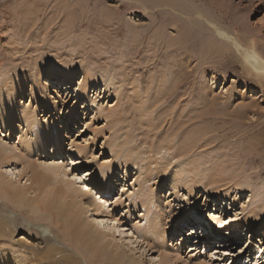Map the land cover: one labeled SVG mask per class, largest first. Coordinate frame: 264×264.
<instances>
[{"label": "rangeland", "instance_id": "obj_1", "mask_svg": "<svg viewBox=\"0 0 264 264\" xmlns=\"http://www.w3.org/2000/svg\"><path fill=\"white\" fill-rule=\"evenodd\" d=\"M216 30L264 61V0H0V78L10 89L20 73L28 79L3 104L13 123L0 124V143L24 162L13 160L8 176L13 170L17 187L47 191L35 173L39 156L26 148L54 131L57 144L46 139L43 161L63 167L53 189L73 184L89 193L77 202L90 220H105L112 246L137 264H159L160 250L174 255L172 264H264V76ZM10 36L23 44L15 54ZM35 66L79 71L67 85L60 76L33 77ZM84 66L103 77L79 94ZM136 81L149 107L163 99L150 124L133 103ZM97 171L109 173L106 186L92 182ZM175 176L184 181L173 190ZM12 202L0 195L1 264H108L47 215ZM13 218L23 227L10 229L5 219ZM158 222L170 231L160 242Z\"/></svg>", "mask_w": 264, "mask_h": 264}, {"label": "bare ground", "instance_id": "obj_2", "mask_svg": "<svg viewBox=\"0 0 264 264\" xmlns=\"http://www.w3.org/2000/svg\"><path fill=\"white\" fill-rule=\"evenodd\" d=\"M35 6V4H34ZM36 11L38 10L36 7H34ZM39 12V10H38ZM34 15L37 16V14L34 13ZM32 24L29 25L28 30L32 28L33 23L35 22V19H31ZM10 29V28H9ZM217 36L224 42H229L234 45V47L237 49V51L242 55L243 61L246 63V65L250 68L251 71L256 73L257 76L263 75L264 76V61L257 56L256 52L254 51L253 47H250L247 49L243 45H241L238 41L235 39L231 38L224 32L220 30H216ZM2 42V38L0 37V43ZM8 42V49L9 51L13 52L14 54L19 52L20 49L23 47V44L18 41V39L15 36H10L7 39ZM174 45V44H173ZM52 66V65H51ZM49 68V67H48ZM81 68V67H80ZM263 69V70H262ZM58 70V69H57ZM79 69H69L68 71H65V69H61L58 71H54L53 68L46 69L44 67H39L35 66L32 69V74L33 77H36L37 79L41 77V74L49 76L51 80L55 79L56 76H60L61 79L68 84L73 83V79L75 75H77V72ZM263 71V73H261ZM36 72V73H35ZM81 75L83 76V81L81 82L79 86V94L88 92L90 88L98 86L102 81L100 80L103 77V74L95 71L91 66L87 67H82L81 68ZM133 78V77H132ZM137 78V77H136ZM135 78V80H137ZM28 79L23 75V73H20L18 75V85L13 84L11 89L8 86V81L6 78H0V95L2 98L5 96L6 101H0V124H2L5 127L11 126L13 123L12 113L10 110H7L5 112V107H3V104L6 102H9L13 99V95L17 93V91H23V85L26 84V81ZM131 80V78H130ZM107 81V80H106ZM112 81V80H110ZM134 81V78H133ZM139 81H136L132 85V95L135 96V105L137 106L138 113L139 115L144 119L145 124L147 123H152V120L149 116L154 110V108L163 100H156L155 103L152 107L148 106V97L146 93L147 90H142L139 83ZM162 80L157 82L156 86V93L159 91L161 88ZM137 83V84H136ZM152 84V83H151ZM106 89L109 87V83H105ZM63 86V85H62ZM163 87V86H162ZM158 90V91H157ZM161 91V90H160ZM8 93H11L8 95ZM115 96L117 95V91H115ZM157 95V94H156ZM118 96V95H117ZM155 97V96H154ZM153 97V98H154ZM153 100V99H152ZM92 102V101H91ZM3 110V111H1ZM14 116V115H13ZM147 117V118H145ZM32 120L31 116H25L24 121L29 125V127H32ZM157 122V121H155ZM34 123V122H33ZM36 128V126L34 127ZM33 128V129H34ZM34 131V130H33ZM48 137H53L55 144H57L58 141V136L55 134L53 131L52 133L49 132L47 133H42L40 136L36 138L35 144H29L27 145L26 152L28 151V154L33 155V154H38L39 160H36L35 168L38 176L43 182H47V184H44L45 189L47 191L38 193L35 189H33L31 186H25V187H17L16 182L10 178V176L13 177L15 174L13 170L9 171V176L8 172L6 171L7 168H9L10 163L13 160L18 161L19 164H24L23 159H20L16 155L11 156L13 153V150H11L8 147L3 146L0 143V195L2 196H7L10 199L13 200V204L15 207H17L19 210L26 208H30L34 214H37L38 212H41L42 214H45L48 216L46 219L49 222H52V224L59 226L61 230L66 234L68 240H74L76 244H80L81 246L84 247V249L87 251V255H90L92 258H94L96 261H105L108 264H137V261L131 257H128L123 251H119L117 248L118 247H113L112 246V241L110 240V236L112 237V234H106L104 230L101 229L102 224L104 225L105 220L103 218H98V219H92L90 220L87 215L86 211L80 206V204L77 202V199L83 198L84 196H88L89 193H83L81 192L80 189L75 188L73 184H66L65 185V191L59 190V193L55 188L52 180L58 179L62 174H63V167L61 165H58L57 163H52L50 165H45L43 164L45 161V157H47L45 153V148H46V139ZM189 147L193 145V140L189 141ZM133 152V151H132ZM41 154L43 157L41 158ZM133 154V153H132ZM130 157V156H129ZM20 159V160H19ZM126 160H129L127 158ZM25 161V159H24ZM38 161V163H37ZM4 168L6 170H4ZM23 169L21 171H17L18 173L23 172ZM41 171V173H40ZM43 172V173H42ZM182 173H191L189 170H186V168H182L181 170ZM98 173L97 176H92L93 178V183L96 184V186H106L109 173L107 171H97ZM21 176V174H20ZM174 180V184L172 186L173 190H176L178 188L179 183H182L184 181V177H176ZM52 181V182H51ZM56 181V180H55ZM206 181V180H205ZM58 182V180H57ZM19 183V182H18ZM51 183V184H49ZM49 184V185H48ZM33 185V183H32ZM52 185L54 186L52 187ZM54 188V189H53ZM44 189V188H43ZM44 189V190H45ZM55 191L57 193H55ZM54 193V194H53ZM57 194V195H55ZM85 194V195H84ZM217 199V198H215ZM80 200V199H79ZM154 200V197H153ZM147 201V200H146ZM147 203V202H146ZM145 203V204H146ZM151 204V203H150ZM88 208H91L92 206L94 209L99 212V209L97 205H95V202H89ZM107 207H103L102 209L105 210L103 214L106 217L108 215V209ZM96 214V213H95ZM87 216V217H86ZM94 216V215H93ZM96 216V215H95ZM92 217V216H91ZM97 217V216H96ZM102 219V220H99ZM1 220V219H0ZM9 222H11L10 229H18L17 226L23 227L20 223H18L16 218H13L12 220L10 219H5ZM176 222L182 221L179 219H176ZM2 221V220H1ZM106 222H110L111 225H113L112 228H117L116 222L113 220H106ZM17 225V226H16ZM157 231L154 232L155 241L159 240V242L164 238L167 233H170L167 229L163 228V224L158 222L157 223ZM182 226H184L182 224ZM104 227H106L104 225ZM133 228V227H132ZM136 228V226L134 227ZM216 228V227H215ZM29 229V228H28ZM31 229V228H30ZM137 230V229H136ZM31 232L33 229L30 230ZM175 232V230H172ZM181 231V230H179ZM138 232V230H137ZM142 232V230H141ZM146 232V231H145ZM144 232V233H145ZM143 233V234H144ZM139 234H141L139 232ZM151 234V233H149ZM173 234V232L171 233ZM30 240L31 239L30 235L26 236ZM144 240V239H143ZM152 240V239H151ZM35 241V240H34ZM45 242H49V239L45 240ZM221 245V243H220ZM223 247V246H222ZM40 248V247H39ZM18 252L20 256L25 257L26 255L29 254V252L34 251L31 250L32 246H29L26 251H24L22 248H18ZM31 250V251H30ZM160 250V249H159ZM160 263L159 264H172L174 262L173 256L169 252H163V250H160ZM14 255V253H13ZM40 259V258H39ZM38 259V260H39ZM175 260L181 261L180 258L175 257ZM12 264H17L19 263L17 260L13 259L11 260ZM25 264L23 260H20V264ZM1 264V263H0ZM105 264V263H104ZM204 264V263H202ZM207 264V263H206Z\"/></svg>", "mask_w": 264, "mask_h": 264}, {"label": "snow or ice", "instance_id": "obj_3", "mask_svg": "<svg viewBox=\"0 0 264 264\" xmlns=\"http://www.w3.org/2000/svg\"><path fill=\"white\" fill-rule=\"evenodd\" d=\"M73 179H76V177H73Z\"/></svg>", "mask_w": 264, "mask_h": 264}]
</instances>
